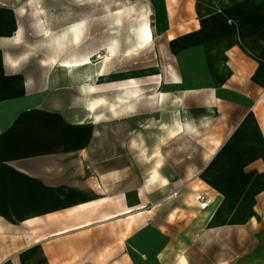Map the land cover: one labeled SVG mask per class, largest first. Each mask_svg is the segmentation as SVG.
I'll use <instances>...</instances> for the list:
<instances>
[{
    "label": "crops",
    "instance_id": "crops-1",
    "mask_svg": "<svg viewBox=\"0 0 264 264\" xmlns=\"http://www.w3.org/2000/svg\"><path fill=\"white\" fill-rule=\"evenodd\" d=\"M8 1L11 0H0ZM180 2L183 11L177 17L182 22L176 29V36L182 49L199 43V36L205 34L199 31V26L213 22V27L228 29L225 27L230 18L224 16V23L218 11L229 2L233 3L234 12L239 13L241 24L249 18L254 20L253 26L242 31L253 36L254 41L251 47L247 42L238 46L230 43L217 46L219 50L225 47V62L230 73L218 75L212 61L207 72L214 81L222 82L221 97H217L214 86L171 91L181 94L177 97L181 102H176L174 107L160 105V126L154 136L145 127L141 130L147 121L141 119L142 114L135 113L132 102L126 104V110L122 107L109 110L99 102L93 111L88 105L87 86L80 82L83 76L77 80L65 70H49L38 63H20L16 59V42L9 37L16 35L12 23L6 25L11 16L0 12V19L4 20L0 24V226L9 225L8 220L24 219L30 220L32 226L47 225L51 228L48 238L59 245L67 243L71 240L67 237L74 232L81 233L88 226H96L98 235L99 227H123L126 221L130 224L129 219L140 215L150 219L143 222L142 229L132 228L126 238L136 253L152 259L186 260L183 251L178 255L177 251L167 249L171 241L169 228L177 225V213L173 211L184 209L178 205L173 208L171 201L183 187L190 186L193 193L209 199L198 201L197 205L203 210L211 208L215 176L222 173L219 164L227 155H219L220 149L205 136L207 129L217 127L224 111L229 110L225 124L239 130L236 140L239 155L234 161L239 165L241 182L246 177L242 173L247 169V159L242 156L248 147V135L244 130H247L252 113L263 133L259 146H264V111L257 106L250 108L241 90L224 88L230 82H248L247 73L252 67L251 75H256L257 82L264 76V0ZM244 7L251 8L252 13L243 14ZM206 8L209 11H205ZM236 50H252L256 54L240 56L237 64L228 53ZM244 58L250 63L242 61ZM194 74L179 77L187 81ZM128 82L129 79L124 83ZM119 84L118 80H113L111 90ZM187 95L194 98L202 95L208 98V103H187ZM105 98L108 103V97ZM111 99L113 102L114 97ZM169 111L174 116L171 120H168ZM175 119L184 123V130L172 135L167 129L163 130L161 124H173ZM258 163L263 160L257 157V167ZM207 173L212 174L211 179L205 178ZM221 177L230 178V173ZM195 185L198 188H194ZM199 185L203 187L200 189ZM241 189L240 186L237 192L240 195ZM227 209V206H219L220 215L211 220L208 229L216 227L211 226L214 220L222 226L229 221L231 216L222 218ZM157 211L160 219L153 218ZM113 233L114 237L118 235V231ZM199 236L200 233L195 241ZM53 252V257H66L71 249Z\"/></svg>",
    "mask_w": 264,
    "mask_h": 264
},
{
    "label": "rangeland",
    "instance_id": "rangeland-1",
    "mask_svg": "<svg viewBox=\"0 0 264 264\" xmlns=\"http://www.w3.org/2000/svg\"><path fill=\"white\" fill-rule=\"evenodd\" d=\"M26 1L0 2V12H6L11 16L6 25L10 26L15 21L23 30L20 40L16 39V35H9L16 42L14 47L16 59L20 63L44 64L49 70H65L72 78L79 80L80 76L97 69L100 62L98 52L113 43L117 56L108 65L111 75L106 81L112 83L113 80H118L120 84H125L126 80L135 78L144 84V90L132 100L135 113L142 114L141 119L147 121L141 130L143 127L147 128L150 121H160L159 94L163 90L161 85L166 82L168 76L167 68L172 67L178 76L191 75L194 73L193 70L197 69L208 71L213 48L223 43L238 46L241 42H247L248 47H251L254 41L253 36L242 33L246 27L253 26L254 20L249 18L245 24H241L239 13L234 12L231 2L218 11L223 22L224 16L230 18L226 23L228 27H225L228 29L224 30L223 27L215 25L213 27V22L203 27L199 26V31L205 32L199 36V43L186 45L190 49H182L183 45L177 42L176 36V29L182 22V19L177 17L178 13L183 11L180 0H38L43 9L45 25L51 33L50 37L42 36L36 30L30 13L20 15L19 10ZM205 11L209 9L206 8ZM242 13L251 14L252 9L244 7ZM144 19L152 29L153 42L127 56L126 51L137 43L136 32ZM83 21L85 24L81 41L79 45L73 44L71 34L65 33L66 29ZM1 23L3 24L4 20L0 19ZM209 31L211 33L207 35ZM163 32L168 34L163 35ZM228 53H231V57L239 64L240 56L247 54L251 57L256 51L236 50ZM76 56L77 59L93 56V66L89 65L81 70H67L59 64L55 66L50 64L53 58L61 63ZM182 57L187 72L183 71L181 65ZM242 61L250 63L249 59L244 58ZM252 70L253 67L249 68L247 73L248 82H230L224 88L241 90L247 96L250 108L257 106L264 111V76L257 82L256 75H251ZM86 80L82 77L81 84ZM116 93L110 89L103 94L112 102L111 98L115 97ZM177 97H181V94L170 92L165 106H176ZM203 97L188 96L186 101L208 103V98ZM126 106L125 104L120 107L126 110ZM228 113L229 110L226 109L217 127L207 129L205 134L206 138L212 140L215 147L220 149L219 155H227L222 159L225 161L219 164V172L222 173L215 176V191L210 196L213 202L211 208L203 210L197 205L198 201L207 202L209 199L193 193L190 186L183 187L181 193L176 194L171 201V204H174L173 208L178 205L184 209L173 211L177 213L175 215L177 225L169 228L171 241L167 249L177 251L178 255L183 251L186 255V264H264V146H259L258 143L263 141V133L255 113H252L246 125L247 130H244L248 135V147L247 152H242V156L247 159V169L242 173L246 177L241 182L239 165L234 161V157L239 155V145L236 142L239 130L236 131V128L225 124ZM172 117L174 116L169 111L168 120ZM147 131L154 136L158 134V127L149 126ZM257 157L263 160V163L257 164L258 167L255 164ZM226 158H229L230 162H227ZM225 173H230V178L223 179L221 176ZM196 186L198 188V185L194 188ZM240 186L246 194L237 193ZM199 187L201 189L203 185ZM220 205L228 207L232 213L231 218L224 226L220 224L208 229L211 220L219 217ZM156 214L153 218H159L158 211ZM148 219L150 218L136 215L129 219L130 224L126 221L123 227H99L98 235L96 226H88L81 233L74 232L71 237H67L71 238L67 243L59 245L48 238L51 228L47 225L32 226L30 220L25 219L8 220L9 225L0 226V264H184V259L145 258L143 253L138 254L133 250L127 242V234L134 227L136 231L142 229L143 222ZM159 219H155L156 222H159ZM114 231H118L115 237ZM199 233V239L195 241ZM77 236H80L79 239H75ZM64 249H71V253L66 257L52 256L53 251Z\"/></svg>",
    "mask_w": 264,
    "mask_h": 264
},
{
    "label": "bare ground",
    "instance_id": "bare-ground-1",
    "mask_svg": "<svg viewBox=\"0 0 264 264\" xmlns=\"http://www.w3.org/2000/svg\"><path fill=\"white\" fill-rule=\"evenodd\" d=\"M19 13L21 16H25L28 13H30L32 19H33V25L36 28V30L45 37H50L51 33L48 29V27L45 25V21L43 19V9L40 6V3L38 0H27L25 5L20 8ZM144 17V15H142ZM83 22L75 23L74 25H71L66 29L65 33H70L73 44L79 45L82 35L84 33L83 31ZM12 30L16 34V39L20 40L23 36V30L22 28L16 24V22H12L11 24ZM137 37V43L130 49H128L125 53L127 56H131L134 53L138 52L139 49H143L150 45L153 42V32L150 27V25L147 23L146 19H144L140 23V27L138 28L136 32ZM223 49L225 47H222ZM219 50L217 47L213 48L211 51L212 54V63L214 66V70L218 75H228L230 73L229 68L226 65L225 62V53L224 50ZM117 51L113 45V43L107 47L103 48L98 52V57L100 59L99 66L97 69H95L93 72L88 73L87 75H84L85 83L83 84L84 87L87 86L86 92L88 96V105L91 110H95L96 105L101 102L102 106H106L109 110H115L117 107H120L122 105L128 104L132 102V100L136 99L139 94L144 90V84H142L139 80L135 78H131L130 82L125 84L118 85L117 88L114 89L116 91V95L114 97L113 102H108L104 96L103 93H106V91L110 90L112 88V83L107 82L106 79H108L111 75L108 65L116 58ZM92 57H81V59H77V56L75 58H67L63 60L61 63H59L55 58L51 59L50 64L53 66L60 65V67L67 69V70H81L83 68L88 67L89 65L93 66ZM181 65L183 67V71L187 72V66L183 59L181 58ZM194 76L190 77L187 81H183L175 70L170 67L167 68V79L165 83H162V91L159 94L160 96V105L164 106L165 101L167 99L168 94L171 91H188L196 88H205L208 86H214L217 89V97H221L222 95V82L216 80L214 81L212 77L209 75V73L204 69H197L193 70ZM101 96V98L96 100V96ZM177 103H180L181 100L177 99ZM156 125L158 128L160 126L159 121L149 122L147 125V128L149 126ZM161 127L163 130L167 129L172 135L177 134L179 132H182L184 130V123L180 119H175L173 124H166L162 123ZM206 179H211L212 174L207 173L205 174ZM205 208H208L209 205H205ZM129 213V212H128ZM232 215L231 211L224 210L222 214V218H228ZM218 225V221L214 220V222L211 224L212 227H215ZM81 228V227H77ZM65 232H60L59 234H62ZM184 264L187 263V261H183Z\"/></svg>",
    "mask_w": 264,
    "mask_h": 264
}]
</instances>
